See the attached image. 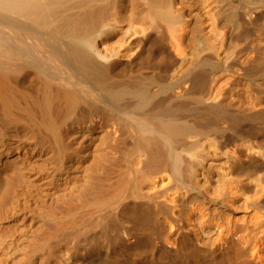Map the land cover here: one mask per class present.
<instances>
[{"label":"bare ground","instance_id":"obj_1","mask_svg":"<svg viewBox=\"0 0 264 264\" xmlns=\"http://www.w3.org/2000/svg\"><path fill=\"white\" fill-rule=\"evenodd\" d=\"M207 237L264 264V0H0V264Z\"/></svg>","mask_w":264,"mask_h":264},{"label":"rangeland","instance_id":"obj_2","mask_svg":"<svg viewBox=\"0 0 264 264\" xmlns=\"http://www.w3.org/2000/svg\"><path fill=\"white\" fill-rule=\"evenodd\" d=\"M190 198H186V204H188V205H186V210L188 209V207L191 205V204H193L194 202H189L188 200H189ZM192 200H190V201H193L194 199H196V198H191ZM195 203H197V202H195ZM191 238V237H190ZM195 238V237H194ZM205 242V243H204ZM188 244H186V259H188V258H192L193 257V255H194V253H195V251H197V247L199 248V249H202V250H199L198 249V251L197 252H199V255L197 256V260H198V262H199V264H204L205 262V264H224V262H228V259L226 258V257H222L221 256V254L219 253V252H221V251H215V249H211V245L209 244L210 242H209V239H208V237L201 243V244H196L195 242V244H193V242H187ZM192 243V244H191ZM191 247H190V246ZM196 246V247H195ZM249 246V245H245V247H244V245H243V247H242V249L244 250H242L243 252H244V254H245V252L248 250L247 249V247ZM193 248H196V249H194L193 250ZM191 250V251H190ZM190 251V252H189ZM201 251V252H200ZM212 251V254L210 253ZM206 252V253H205ZM248 252V251H247ZM189 253H192V254H190V255H188ZM202 253V254H201ZM204 254H208V255H206V257L204 256ZM211 254V255H210ZM202 255H203V257H202ZM217 255H220V256H218L220 259H222V260H224V262L222 261L221 262V260L217 257ZM192 256V257H191ZM245 256H247L248 257V255H247V253L245 254ZM126 258V257H125ZM203 258H205V259H203ZM207 259H208V261H207ZM205 260V261H204ZM187 261V260H186ZM230 262H228V264H229ZM148 264V263H147ZM226 264V263H225ZM234 264H237V263H234Z\"/></svg>","mask_w":264,"mask_h":264}]
</instances>
